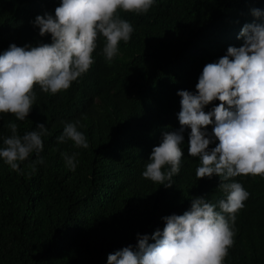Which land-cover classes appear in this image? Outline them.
Returning a JSON list of instances; mask_svg holds the SVG:
<instances>
[{
  "label": "trees",
  "instance_id": "trees-1",
  "mask_svg": "<svg viewBox=\"0 0 264 264\" xmlns=\"http://www.w3.org/2000/svg\"><path fill=\"white\" fill-rule=\"evenodd\" d=\"M61 2L0 0V54L13 43L51 44V35L40 36L34 21L46 13L55 16ZM253 9L264 12V0H155L146 14L121 10L118 15L134 31L128 43L120 42L111 64L102 55L100 36L94 63L68 90L53 95L36 85L24 121L0 113V147L12 134L10 122L21 137L41 123L48 129L39 154L43 164L33 152L17 172L0 158V264H107L110 253L135 248L138 234L162 231L167 212L182 215L196 197L220 211L225 198L220 178L198 180L199 159L187 158L170 188L144 179L142 172L164 134L180 129L177 93H195L204 66L226 55L229 46L243 45L238 36L244 25L264 23ZM67 123L77 124L87 149L58 141ZM212 129L207 127L209 135ZM190 131L185 129L181 144L187 151ZM64 153L78 154L75 171L66 166ZM233 181L250 195L236 213L224 264H264V178ZM173 190L185 192L162 206Z\"/></svg>",
  "mask_w": 264,
  "mask_h": 264
},
{
  "label": "clouds",
  "instance_id": "clouds-1",
  "mask_svg": "<svg viewBox=\"0 0 264 264\" xmlns=\"http://www.w3.org/2000/svg\"><path fill=\"white\" fill-rule=\"evenodd\" d=\"M154 3L155 0H62L55 16H37L34 26L39 28V35L50 34L52 43L23 47L13 43L0 54V113L13 114L24 121L36 100V85L53 95L68 90L94 63L92 54L100 36L105 40L102 55L111 64L120 42L128 43L134 31L118 12L146 14ZM252 14L257 19L264 17L259 9H253ZM238 39H243L242 46H229L226 55L204 66L195 93H177L182 98L180 129L164 134L142 172L144 179L170 188L173 176L179 174L187 158L199 159L198 180L213 175L220 178L218 188L225 196L219 201L220 211L205 198L196 197L182 215L167 212L162 231L157 229L151 236L138 234L135 248L130 245L110 253L107 264H224L233 245L236 213L250 195L233 178H264V23L245 24ZM216 100L219 105L206 112V106ZM209 125L213 126L212 135L206 131ZM7 127L12 134L3 139L0 158L11 170L20 172L21 162L33 152L39 157L43 151L42 136L48 129L41 123L37 130L21 137L15 122ZM186 128L191 129L189 151L181 148ZM57 139L60 143L71 141L75 148L89 147L76 123L65 124ZM214 140L218 143L210 148ZM77 155L63 154L72 171ZM37 163L43 164V158L39 157ZM184 192L173 190L174 196L163 199L162 206Z\"/></svg>",
  "mask_w": 264,
  "mask_h": 264
}]
</instances>
